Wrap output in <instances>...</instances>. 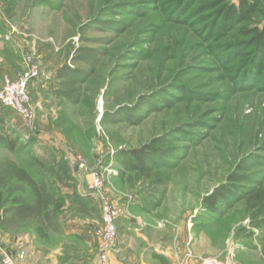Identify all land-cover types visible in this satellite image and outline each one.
<instances>
[{"label": "rangeland", "instance_id": "rangeland-1", "mask_svg": "<svg viewBox=\"0 0 264 264\" xmlns=\"http://www.w3.org/2000/svg\"><path fill=\"white\" fill-rule=\"evenodd\" d=\"M246 1L239 14L231 7L243 0H0V64L15 41L41 70L29 84L31 127L0 103V156L30 153L46 169L66 162L63 216L82 214L85 200L91 217L101 215L88 187L100 170L105 196L125 187L140 195L134 211L161 198L156 216L172 245L192 250L198 264H264V204L247 201L264 188V58L249 61L264 0ZM86 51L94 59H83ZM61 69L80 73L75 101L61 92ZM155 138L167 154L155 170L162 184L131 171L124 180L121 151ZM3 198L0 189V210ZM0 246L24 250V231L0 230Z\"/></svg>", "mask_w": 264, "mask_h": 264}, {"label": "trees", "instance_id": "trees-1", "mask_svg": "<svg viewBox=\"0 0 264 264\" xmlns=\"http://www.w3.org/2000/svg\"><path fill=\"white\" fill-rule=\"evenodd\" d=\"M252 3L243 0L239 8L231 7L232 10L241 14L245 7ZM253 41L250 47H254L252 57L256 58L257 64L261 63L258 59L264 58V26L253 28ZM83 59H94L92 51L82 53ZM61 69L57 71L56 77L62 79L64 87L61 88L65 96L71 100L78 97V75L79 71L71 72ZM67 71V72H66ZM62 92V93H63ZM109 120V121H108ZM108 123L116 121L108 118ZM160 139L155 138L152 143L146 144L142 148L124 149L121 151V177L127 172H135L137 179L146 182L152 180L156 185L162 184L160 175L155 170L163 165L165 152L158 151L156 144ZM3 138L0 136V142ZM33 147V144L30 143ZM14 150V146H7ZM28 158L21 160L13 159L9 156H0V189L3 190V209L0 217V230L5 233L15 234L20 231L31 230L45 234L55 233L64 234L65 230L59 221L58 213L60 204L64 203L66 195L61 194V184L66 175L62 171L68 168V164L60 159L53 162L51 168L46 169L37 160L30 162L31 154L26 153ZM41 170V171H40ZM40 171V172H38ZM222 190H217L211 196V209L216 211L218 201L216 198L222 195ZM163 195V194H162ZM77 200V199H76ZM149 209H157L162 204V199L151 198ZM248 205L251 208H260L264 204V188H258L247 197ZM78 202V200H77ZM81 210V208H80Z\"/></svg>", "mask_w": 264, "mask_h": 264}, {"label": "crops", "instance_id": "crops-1", "mask_svg": "<svg viewBox=\"0 0 264 264\" xmlns=\"http://www.w3.org/2000/svg\"><path fill=\"white\" fill-rule=\"evenodd\" d=\"M5 47L9 50L3 53L4 57L1 59L3 64L0 65H4L1 75L3 74V78L5 75L15 78L24 70V61L20 55V50L24 49L15 41ZM116 175L118 174L112 175L114 184ZM123 178L127 179V175ZM127 188L129 187L121 188L119 194L107 189L119 213L117 218L119 240L117 247L109 254L111 263L198 264L197 254L192 250L187 251L172 245L171 234H167L164 224L156 216L158 209L149 213L150 209L140 207L139 211H134L136 209L134 206L140 204V200H137L140 195L134 196L133 190ZM84 202L88 204L77 206L79 210L81 208L82 214L76 217L63 216L62 210H59L58 218L65 230L64 234H30L31 230H25L26 258L22 264H98L102 244L101 240L92 234L91 224L99 223L100 210L98 217H91L92 204L88 200ZM39 236L52 237L54 240L52 243L44 242Z\"/></svg>", "mask_w": 264, "mask_h": 264}, {"label": "built area", "instance_id": "built-area-1", "mask_svg": "<svg viewBox=\"0 0 264 264\" xmlns=\"http://www.w3.org/2000/svg\"><path fill=\"white\" fill-rule=\"evenodd\" d=\"M26 69L19 72L15 78L9 75L4 76L3 86L0 88V103L13 110L20 116L27 125L32 124L34 118V107L32 104L29 84L37 78L40 73V66L32 57L23 58ZM83 167V165H81ZM93 181L89 188L91 195L100 203L101 219L94 226V234L101 240V250L98 264H112L109 254L117 247L119 232L117 227L118 209L114 201L104 195L105 179L103 172L95 170L92 172ZM26 258L25 249L10 251L0 246V264H22ZM203 264H220L214 260H204Z\"/></svg>", "mask_w": 264, "mask_h": 264}]
</instances>
